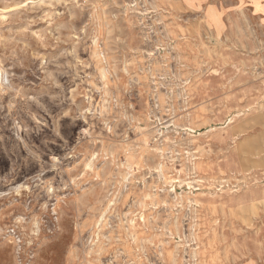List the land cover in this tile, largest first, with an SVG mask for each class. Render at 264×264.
<instances>
[{"label":"rangeland","instance_id":"rangeland-1","mask_svg":"<svg viewBox=\"0 0 264 264\" xmlns=\"http://www.w3.org/2000/svg\"><path fill=\"white\" fill-rule=\"evenodd\" d=\"M0 264H264V0H0Z\"/></svg>","mask_w":264,"mask_h":264}]
</instances>
